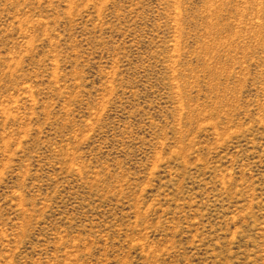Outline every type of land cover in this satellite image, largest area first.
Listing matches in <instances>:
<instances>
[{"label":"rangeland","instance_id":"1","mask_svg":"<svg viewBox=\"0 0 264 264\" xmlns=\"http://www.w3.org/2000/svg\"><path fill=\"white\" fill-rule=\"evenodd\" d=\"M0 264H264V0H0Z\"/></svg>","mask_w":264,"mask_h":264}]
</instances>
